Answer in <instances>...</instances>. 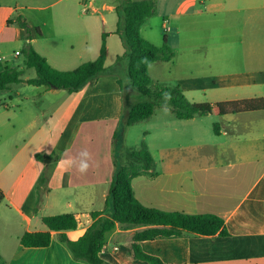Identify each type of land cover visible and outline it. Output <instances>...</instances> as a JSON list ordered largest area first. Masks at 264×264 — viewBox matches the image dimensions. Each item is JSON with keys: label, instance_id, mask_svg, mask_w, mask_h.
I'll list each match as a JSON object with an SVG mask.
<instances>
[{"label": "crops", "instance_id": "0c3cea01", "mask_svg": "<svg viewBox=\"0 0 264 264\" xmlns=\"http://www.w3.org/2000/svg\"><path fill=\"white\" fill-rule=\"evenodd\" d=\"M94 5V0H0V72L6 67L24 74L30 70L22 51L26 32L15 22L19 16L40 30L32 44L53 68L69 71L96 60L103 33L116 31L118 22L108 27L102 16L93 27L99 35L93 44L90 28L96 18L84 13ZM118 5L106 2L102 9L116 13ZM174 9L180 47L174 63L191 69L204 62L211 73L186 81L184 93H210L216 97L210 103L264 97V0H176ZM248 26L260 38L239 40L245 68L228 71L225 40L235 29L243 35ZM196 33L197 41L213 42L191 45ZM115 38L121 44L115 61L123 55L121 38L110 34L106 73L79 92L22 83L0 93V264H88L73 257L59 232H52L48 247H24L20 239L26 232L48 231L44 217L78 214L77 228L67 232L77 241L93 223L90 213L111 212L107 200L117 154L115 135L134 100L132 90V102L128 92L123 95L121 77L111 69ZM199 46L202 54L196 55ZM218 117L221 121L210 134L199 126L203 117L181 120L173 111L163 114L157 154L148 146L154 168L132 181L135 196L146 207L215 214L225 221L226 236L186 233L139 242L143 252L167 264H264V110ZM83 150L90 154L85 174L78 171ZM61 159H72V166H62ZM149 228L117 225L107 233L100 257L110 264H149L133 258L131 249L136 233Z\"/></svg>", "mask_w": 264, "mask_h": 264}, {"label": "trees", "instance_id": "16d2710c", "mask_svg": "<svg viewBox=\"0 0 264 264\" xmlns=\"http://www.w3.org/2000/svg\"><path fill=\"white\" fill-rule=\"evenodd\" d=\"M116 11L118 15L117 29L113 33H103L98 58L69 71L53 68L32 44L33 35H40V30L32 29L24 17L16 18V24L26 32L22 49L25 66L28 69H34L36 76L24 80L22 70L6 67L0 72V93L22 83L66 90L68 93L79 92L92 80L106 73L107 37L110 34H115L121 38L125 50L123 55L118 57L117 62L126 61L133 97L137 95L140 97L138 101L133 100L128 105L124 124L119 129V133L115 135L117 154L107 200L111 210L110 214L105 216V212L90 213L93 223L77 241L69 239L67 232L77 228L78 214L44 217L43 223L48 231L26 232L20 242L24 247H48L52 242V232L55 231L60 233L59 239L65 243L76 260L85 261L88 264H110L100 257L107 233L114 230L117 225L123 227L147 225L152 228L136 233L134 236V242L131 245L133 258L149 264H167L160 258L143 252L139 247V242L154 240L158 237L182 236L186 233L226 236L228 235L227 227L224 219L215 214L165 212L144 206L135 196L132 181L142 172L153 169L155 160L148 146L143 142L140 149L131 151L133 161L130 164L125 165L121 162L120 142L126 128L151 118L160 102L171 108L177 118L189 120L209 114L223 116L264 110V97L216 103L191 102L179 87L154 90L149 67L157 62H170L175 57V53L168 45L167 38H165L162 47H157L142 36L141 29L155 15L156 4L153 0H125L117 6ZM119 84L123 89L121 79ZM165 93H169L171 98L166 100ZM214 130L216 131V125H214ZM37 158L41 159L44 156L37 154ZM41 182L42 184L46 182L44 176ZM3 199L4 194L0 190V202Z\"/></svg>", "mask_w": 264, "mask_h": 264}, {"label": "rangeland", "instance_id": "374dc122", "mask_svg": "<svg viewBox=\"0 0 264 264\" xmlns=\"http://www.w3.org/2000/svg\"><path fill=\"white\" fill-rule=\"evenodd\" d=\"M95 5L91 9L89 8V13L86 12V9H83V13L85 16L88 17H95L96 21L94 20L91 23V39L92 43H96L97 36L95 33V30L93 27L97 26L98 21H100V18L102 16L106 17L107 20V26H112L115 24V22H118V15L117 11L116 13H109L108 11H104L102 9V5L106 2H119L122 3L125 0H94ZM140 1V0H135ZM156 4V12L155 15L147 21V23L142 27L141 33L142 36L154 44L157 47H162L164 45L165 38L169 39L170 44L168 45L172 48L173 52L175 53V50L179 49V45H177V36L175 35V19L173 17V14L175 12L174 9V3L176 0H153ZM97 7V8H96ZM95 15L92 13L97 12ZM72 15H75L76 13L72 12ZM164 22L168 23V27H170V31H166L163 24ZM106 26V25H105ZM215 33H218L219 26H215ZM223 32V30H222ZM188 34V33H187ZM247 35V36H246ZM191 36V34H188V37ZM184 37V36H183ZM198 34L196 33L194 35V38L192 39V43L194 45L201 43V44H209L213 42L212 40H199L197 41ZM253 37L254 40L260 38L258 35V32L254 26H248L246 27L245 33L242 35L239 30L235 29L229 32V39L225 40L229 44V51L230 55L228 56V71H242L245 68V63L243 61V50L242 45L239 44V40H243V42L249 41V38ZM116 42L113 44L112 47V54L110 57V61L115 62V65L111 69H115L121 79H122V85H123V95L125 92L129 93V102H132V95L130 93V90H132L131 81L128 77L127 73V63L126 61L116 62V53L117 51L121 50V44H119L118 38H115ZM184 40V39H183ZM185 43H189V40H184ZM187 43V44H188ZM200 44V45H201ZM205 48H203L204 50ZM196 55H201V48L199 46L198 52H195ZM200 60V59H199ZM198 64H194L191 69H185L181 66L179 63L175 64L174 59L170 62H157L152 64L149 67L150 76L153 81L152 88L154 90H157L158 88H176L179 87L182 90V86L185 84L186 81H190L191 79H200L202 77H205L207 75H210L209 68H206V65L202 63L197 62ZM112 65H109L111 67ZM216 67V65H214ZM36 76V72L34 69L27 70V72L24 74L23 78H34ZM15 89H18L19 87L13 86ZM133 91V90H132ZM183 91V90H182ZM133 93V92H132ZM184 93V92H183ZM207 94V95H206ZM15 95V94H13ZM184 95L187 97V99L191 102H207L208 100H216V97H213L210 95V93H205L201 90H197L196 92L188 91L184 93ZM6 101L12 106L13 102L9 99V95L5 94ZM222 97V96H221ZM218 97V98H221ZM140 97L138 95L134 96V101H138ZM153 100V99H152ZM219 100V99H218ZM13 110H17V107H11ZM165 113H172L171 108L166 107L163 102H160L156 108L154 115L144 121H141L135 125H132L130 127H127L123 138H121L120 142V160L122 163L126 164L127 161L131 160V151L135 149H140L142 143H146L147 146H150L155 154H157L158 145L160 143V132H159V126L162 120V116ZM221 118L212 114L206 115L203 117L202 122H200L199 126L202 128L204 132H207L212 134L214 125L216 122H220ZM207 130V131H206ZM213 136V135H212ZM127 139V140H126Z\"/></svg>", "mask_w": 264, "mask_h": 264}, {"label": "clouds", "instance_id": "9594fccd", "mask_svg": "<svg viewBox=\"0 0 264 264\" xmlns=\"http://www.w3.org/2000/svg\"><path fill=\"white\" fill-rule=\"evenodd\" d=\"M164 96L166 100L171 98L169 93H165ZM78 158L80 159L78 171L81 174H85L89 168V164L87 163V160L90 159V154L87 150H83L80 153H78ZM59 163L62 166H65L66 168H70L73 164V160L72 159H68V160L61 159Z\"/></svg>", "mask_w": 264, "mask_h": 264}, {"label": "built area", "instance_id": "2783aa9c", "mask_svg": "<svg viewBox=\"0 0 264 264\" xmlns=\"http://www.w3.org/2000/svg\"><path fill=\"white\" fill-rule=\"evenodd\" d=\"M88 3H90V2H88ZM91 6H92V3H91ZM164 28H165L166 31H170L171 30L170 27H168V23L167 22H164ZM17 54H19V53H17Z\"/></svg>", "mask_w": 264, "mask_h": 264}]
</instances>
